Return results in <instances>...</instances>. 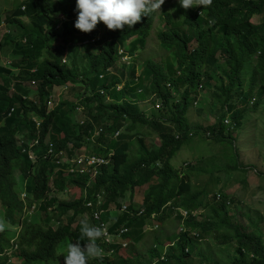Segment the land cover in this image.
I'll list each match as a JSON object with an SVG mask.
<instances>
[{
    "label": "trees",
    "instance_id": "1",
    "mask_svg": "<svg viewBox=\"0 0 264 264\" xmlns=\"http://www.w3.org/2000/svg\"><path fill=\"white\" fill-rule=\"evenodd\" d=\"M0 4V26L5 23L14 28L0 39V206L9 227L18 233V252L14 259L19 260V263L10 261L7 253L14 249L15 244L5 229L0 232V264L64 263V258L58 253L66 243L81 238L79 228H72L71 223L87 210L84 203L89 199L96 201L99 193L104 196L106 205L119 203L120 199L127 198L126 190L131 191L132 202L128 211L124 209L117 218L113 229L128 224L127 238L142 237L144 226L154 227L171 216L182 218L185 228L178 237L179 255L171 263L169 260L157 262L160 252L150 250L149 260L155 264H190L188 257L197 247L195 236L203 238L209 235L225 243L209 264H264L261 224L258 219H253L250 212L240 214L235 211L231 215L229 205L243 201L229 198L230 193H235L238 188L227 189L228 185L234 184L236 177L233 176L236 174H252L260 184L264 181V170H259L255 164H243L239 147L235 145V133L243 129L247 115L250 117V112L264 113V107L260 110L264 105V0H213L210 7H199L203 9V16L195 7L185 10L181 5L175 10L179 17L165 11L162 16L164 27L157 36L160 45L168 52L165 57L167 63L147 58L149 60L145 61L139 75L138 65L133 63L125 65L124 70H117L118 74L105 76L103 74L108 69L116 66L117 49L120 50L130 40L129 45L133 48L130 51L136 53L135 48L145 43L144 39L154 30L158 12L142 15L131 28L125 25L123 29L113 31L99 23L93 36L101 32L102 37L96 38L94 48H89L76 46L77 41L84 38L77 37L82 36L81 32H72L70 25H65L62 33L54 29L60 13L78 15L76 0H4ZM22 6L26 7L25 11ZM256 13L262 15L259 24L250 20ZM23 15L29 17V24L21 21L20 16ZM210 20L215 22L209 24ZM194 41L196 45H193ZM71 46L82 47L79 50H84L83 57L74 50L75 55L63 62L62 55L65 49L70 51ZM1 48H12L11 52L19 56L14 64L18 68L17 75L2 64ZM221 58L224 63L218 65ZM85 61L89 67L81 69ZM87 80L91 81L93 91L98 85L108 89L106 94L98 90L88 97L86 111L91 120L82 124L73 122L77 106L65 100L48 110L47 100L55 85L69 84L77 88L82 84L88 87ZM212 80L217 82L213 93H216L213 97L215 108L217 102L221 104L215 123L204 126L190 122L189 109L197 102L201 90L211 86ZM31 81L36 82L39 101L28 99L29 88L25 84ZM12 82L16 89L11 94L9 85ZM142 82L149 85L145 87ZM118 85L125 88L118 91ZM112 86L114 89L110 90ZM136 88L143 89L142 98L152 94L156 100L164 101L160 108L163 115L160 111L148 115L135 103L117 105L105 102L109 95L123 98L127 90L135 96ZM91 101L97 102L96 108L90 106ZM95 109L97 113L94 114ZM198 109L199 115L205 111L201 107ZM35 116L42 119L40 136ZM123 117L130 122L129 129L122 131L125 125ZM49 129L56 150L68 152L72 151L69 144L80 149L95 130L100 131L93 152L100 155L112 152L118 160L111 157L113 164L101 167L90 188V173L75 172L66 176L63 167L57 171L53 181L51 177L59 165L55 162V150L49 153L50 147L43 145ZM147 129L150 130L148 136L145 135ZM118 131L123 133L115 136ZM130 131L136 133L131 138ZM21 135L24 139L20 142ZM153 135L159 137V143L148 141ZM196 138L222 145L223 155H210L207 147H200L212 142L197 143V147H192V154L202 151L201 161L177 168L173 160L185 155L184 149L192 146ZM30 142H38L39 145L33 148L34 161L29 157ZM46 154L48 157L44 158ZM202 154H208V157ZM205 161L208 164L202 165ZM261 163L264 166L263 153ZM241 183L246 187L250 181L242 178ZM78 185L84 194L70 206L77 216L61 221L56 229L52 228L53 216L49 209L54 213L58 208L61 215L71 209L68 205L58 204L55 194ZM144 185L147 189L142 202H138L135 188ZM218 185L223 186L219 188ZM243 187L239 189L240 193L246 191ZM21 189L27 191L28 202L21 198ZM204 206L198 215L193 213L192 210ZM32 208L33 216L28 213ZM181 208L187 212L186 217L180 212ZM60 218L58 215L57 219ZM245 219L247 224H243ZM80 243L83 246L86 241L81 240ZM160 244L165 246L163 241ZM110 247L115 250L121 245L115 243ZM227 248L236 253L225 255ZM90 264L146 263L135 253L132 261L104 258L102 261L92 260Z\"/></svg>",
    "mask_w": 264,
    "mask_h": 264
},
{
    "label": "rangeland",
    "instance_id": "2",
    "mask_svg": "<svg viewBox=\"0 0 264 264\" xmlns=\"http://www.w3.org/2000/svg\"><path fill=\"white\" fill-rule=\"evenodd\" d=\"M4 0H0V2H2ZM11 1V0H10ZM56 1H60V0H56ZM1 5V4H0ZM180 3L179 0H165V3L161 6V12H158V17L156 18V23L154 24V32L152 31L148 37H146L144 39V44L143 45H139L138 48H135L136 53L138 54V58H136V54H134L133 52H130V49L132 50L133 48H131L132 46L129 45V41L126 43V45L124 46L125 48L122 50V52H120V50L117 49L116 51V61L121 62V63H116L115 68H113L114 71L117 70H124L126 69L125 65L130 64V61L133 60L134 63H136L138 65L137 67V74H141V63H143L147 58H151L155 61H161V60H165L166 55L168 54V52L163 49V47L159 44V40H158V36H157V29L158 31L164 27L163 26V12L165 11H170L173 16L175 17H179V13H176V6L179 7ZM200 6H196V9H200ZM174 11H171L173 10ZM203 10V9H202ZM246 10H244L243 12H245ZM5 12V11H3ZM203 14V11H202ZM63 17V14L60 13V18ZM262 15L259 13H256L254 15H252L250 17L251 22H253L254 24H258L260 19H261ZM13 27H11L10 25H6L5 23L1 24L0 26V38H2L6 33H9L11 31H13ZM97 30V29H96ZM57 45H61V44H57ZM95 43L92 42L90 44L84 45L82 47H89V48H94ZM193 45H196V42H193ZM192 45V46H193ZM79 46V45H76ZM76 46H71L69 47L70 51H66L65 49V53L62 55V59L63 62H65L67 59V57H71L73 55H75V53L73 52L74 50L78 52L79 57H83V53L82 50L80 52L79 48L82 47H76ZM129 46V48H128ZM59 48V47H58ZM12 48H2V64H6V66L10 69L13 70L14 74L17 75L18 74V68H16V66L14 65L16 61H18L19 56L16 55L15 53L11 52ZM91 50V49H89ZM92 51V50H91ZM132 55L133 58L129 55ZM47 55V53H46ZM221 56V54H218ZM149 60V59H148ZM165 63H167L165 61ZM224 63V59L221 58V60L219 59V62L217 63L218 65H221ZM89 67V63L87 61L84 62V64L82 65L81 69L85 68V67ZM16 68V70H15ZM137 80H140V78L138 76ZM245 78L248 79V76H245ZM205 80V79H204ZM88 81V87H86L85 85L79 84L77 86V88H72L71 85L69 84H64V85H60L61 88L58 87V85H55L53 88L52 93L49 96V99L47 100V106H48V110L51 111L53 108H55L56 106H58L62 101H68L70 103H74L77 107L73 116V122L78 123V124H82L84 123L86 120H91V116H88V111H86L87 108V104L88 103V97L92 96L94 94V92L98 91L99 89V85L97 86V88L93 91V85L91 84V81ZM142 81V80H141ZM143 83V82H142ZM28 84V85H27ZM144 84V83H143ZM27 86V88H29L28 94L29 97L28 99L31 101H34V99L37 97L36 96V88H33L30 83L26 82L25 84ZM149 84H144L145 87ZM216 85L217 82L215 80L211 81V86L207 87L204 90H201L200 94L197 96V102L194 103L193 106H191V108L189 109V117H190V122H194L197 124H202L204 126L207 125H212L215 123V116L218 114V110H220V103L217 102V107L215 108V102L213 101V97L215 96V94H213L216 91ZM10 87V93L12 94L16 87L14 86V82H12V84L9 85ZM87 88V93H86V89ZM111 89H114L113 87H110ZM125 86L123 85H118L117 86V90H122L124 89ZM126 90V89H125ZM129 91V90H127ZM124 91V97H113V96H106V101L107 103H116L117 105H122L123 103H135V105H139L141 106L143 112L147 113L148 115H152L154 111L155 114L158 113L160 111V108L162 106H164V101L161 100H156V96L150 94L147 98H142L143 95L141 96V94H143V89L141 88H136L135 93L136 95L133 96L131 95L129 92ZM61 92V93H60ZM101 92V91H100ZM101 94H105L103 92H101ZM154 100V101H153ZM90 106H94L96 108L97 102L96 101H91L89 102ZM252 105V104H251ZM198 107L200 108H204L205 111L202 113V115H199V113H197ZM264 107V105L262 104L260 107V110H262V108ZM98 108V107H97ZM98 110V109H97ZM258 112V111H257ZM97 113L96 109L94 110V114ZM161 115H163V112L160 111ZM250 117L247 115L246 119H245V123H244V127L243 129H239V131H237L235 133L236 136V141H235V145H237L239 147V152L241 153V161L243 162V164L247 165V164H255L257 165V167L259 168V170H264V166L261 163V154L263 153L264 155V113H262V115H258L256 112H250ZM34 121L37 123V134L38 136H40V130H39V123L42 121L41 118L38 117H34ZM125 122V125L121 128V130H127L129 128H127L128 124H129V119H127V117H123V120ZM226 123L228 124V121L226 120ZM140 130V129H139ZM143 130V129H142ZM122 131H118L115 133V136H120ZM99 132L95 130V132H93V134L88 138L89 140L86 142V144L80 148V149H75L72 147V144H69V148L72 149V151L68 152L65 149H61L59 151L56 150V148L54 147V143L51 139V130H48V133L46 134L45 138L43 139V145L47 146V147H51L52 146V150H55L54 152H56V154L60 155L61 157H63V167L64 169L68 170L71 165H72V160L76 159V155L79 154V152L83 153V154H87L90 152H93V147L94 144L96 143V138L99 136ZM146 134L148 136V132H150L149 129L145 130ZM123 133V132H122ZM144 133V132H143ZM130 138L136 134L130 131ZM21 141H23L24 139V135L20 136ZM148 141H150V143L152 142H158L159 143V137H157V135H153L152 137H149ZM85 142V141H84ZM192 146H188L187 149H184V152L186 153L185 155H181L179 157H176L173 160V164L177 167V168H181L182 166H185L187 163L190 162H199L201 161V154L200 152L202 151H198L197 154L193 155V150L192 147L196 146L197 143H201L203 142V144H207L208 142H212L209 139H199L196 138L195 141L193 139L192 141ZM37 142H30V144H35ZM39 145H36V147H38ZM197 147V146H196ZM200 147H207V149H209L210 155L211 154H216L217 156H220L224 151H223V146L220 144H215L214 142H212L210 145H205V146H200ZM206 153V152H203ZM261 153V154H260ZM108 155H110L112 158H115V155H113L112 152H110ZM205 157H208V154H202ZM223 155V154H222ZM82 157H84L83 155H81ZM34 157V155H33ZM81 157V158H82ZM101 158H103L104 156L101 155ZM33 159V158H32ZM118 160V159H116ZM121 161H123V158L121 159ZM113 164V160L112 162L109 164L111 165ZM208 163L205 161L202 163V165H207ZM74 166L76 167L75 170L73 172H68L66 174V176H70L71 173H75L76 171L79 172H84L86 171L85 167L86 165L83 166H78L76 164H74ZM57 171L60 170H54V174L53 176H57ZM99 172L93 170L90 173L89 176V180H88V187L91 186L94 183V179H96L95 176L98 175ZM83 175V174H82ZM216 175V174H215ZM86 176V175H85ZM217 176V175H216ZM246 176V177H245ZM17 180L19 179L18 173L16 174ZM233 177H236V179H234V184L232 183V185H228L227 189H234V188H238L237 190H235V193L231 192L229 195V198H239L241 199L243 202L239 203V204H231L229 205L230 210H231V215L237 211L240 214L242 212H250L252 214V217L254 220L259 221V223L261 224V228L263 229V234H264V181H262V184L259 183V181L257 182V177H255L252 174H236ZM209 178V176L207 177ZM242 178H246L250 181V183H248V185L246 187H243L242 183H241V179ZM21 181V180H20ZM20 185V183H19ZM223 185H218L217 187L222 188ZM262 186V187H260ZM246 188V191L243 193H240L241 191L239 189L241 188ZM21 188V185L19 187V189ZM90 188V187H89ZM147 189V185L144 186H138L135 188L136 193H135V198H138L137 201L138 202H142L143 199V195L145 190ZM84 191L83 189L80 188V185L78 186H69L68 188H65L64 190H62L61 192H58L55 194V200L57 201L58 204H62L64 207L66 205H68L69 207L76 201V199L80 198L81 196H83ZM125 194L127 195V198H123L120 199L119 203L117 202H111L109 203V208L110 210H108L107 212H103L101 214V216H99L101 218V222L104 225V229H105V238L102 240H99V243L101 247L103 246H111L114 245L115 242L113 240H120V238L116 237V238H112L110 235V228H112L116 222L115 219L120 217L123 213H124V209L128 211V207L130 206V203L132 202V193L129 190L125 191ZM27 191L21 189V198L25 201L28 202L27 200ZM99 198H103L104 196L99 193L98 194ZM67 206V207H68ZM206 206L204 207H199L197 209L192 210L194 214L198 215V213L202 212V210H204ZM71 208V207H70ZM1 206H0V218L1 220L4 221L6 228L8 229V232L12 235V239L11 240H18V233L16 232V229L14 228H10L9 224L7 223V221L4 219L3 213L1 212ZM180 212L183 214V216H187V212L185 211V209L181 208ZM49 213L51 214V217L53 216V219L51 221V227L56 229L58 228L59 224L61 221H66L67 218L70 217H75L77 216L74 209H70L69 211H67V214L61 215L60 211L57 209H54V213L51 212V210L49 209ZM34 211L31 212L30 215L33 216ZM60 215V219H57V216ZM105 216H112V218H105ZM240 216V215H239ZM235 220V218H234ZM126 224L128 222H125ZM92 224V223H91ZM124 224V223H122ZM130 224V223H129ZM243 224H247V220H243ZM78 225H80V223H78V221H72L71 226L72 228H76ZM94 225V224H92ZM185 227L182 224V218L181 219H177L174 216H171L169 218H166L164 220L163 223H159L158 225L154 226V227H146L144 226V231L141 236H136L134 238H132L131 240H125V239H121V241L117 242V244H120L121 247L119 249H115V256L114 259L118 260L120 258H125L126 260L129 259V261H132L135 259V253L138 254L139 256H141V259L145 261L146 264H155L152 260H149L148 254L149 251L151 250H157L160 252V258H158L157 262L159 260H164V261H170L169 263H171V261H174V257L179 255L178 253L180 252L179 248L181 246H179L180 244V240H179V234L180 232L184 229ZM124 230L127 231L124 227L118 228L117 230ZM196 233V230H194V234ZM194 234L191 235V238L194 237ZM138 235V234H136ZM263 240H264V235L262 236ZM171 239H173L171 241ZM161 240V241H160ZM163 241V243H165V246H161V242ZM195 241L197 242V247L193 250L194 253L191 254L190 257H188V259L190 260V264H209L212 263L213 258L215 256V254L217 253V251L223 247V244H225L222 240L217 239V237L213 236V235H209L207 237H203V238H199L197 236H195ZM73 242H76L75 240H73ZM160 242V243H159ZM223 242V243H222ZM159 246H161L162 248H159ZM221 246V247H220ZM18 251H16L15 253H13L11 256L12 258H10V261L12 263H19L18 259H14V255L17 253ZM225 255L227 253H231L235 254L236 251L234 252L232 248H227L224 250ZM173 253V254H172ZM169 254V255H168ZM61 256L64 258L63 254H61ZM208 259H210L209 261H207ZM64 260V259H63ZM156 260V259H155ZM60 264H64L62 261H60Z\"/></svg>",
    "mask_w": 264,
    "mask_h": 264
},
{
    "label": "clouds",
    "instance_id": "3",
    "mask_svg": "<svg viewBox=\"0 0 264 264\" xmlns=\"http://www.w3.org/2000/svg\"><path fill=\"white\" fill-rule=\"evenodd\" d=\"M164 3L165 0H76V10L78 15H68V16L63 15L62 18H60V15H57V22L54 26V29L56 32L62 33L64 26L70 25L72 32H78V31L81 32L82 36H77V37L84 38L82 41L81 40L77 41V45H86L95 42L96 38L98 39L102 37L103 33L101 32L98 33L97 36H93L94 32L96 31L95 27L100 26L99 23L102 22L107 26L109 30H113V31L117 29H123L125 25L131 28L141 20L142 15L147 16L157 11L161 12V6ZM179 3L181 7L185 10H188L189 8L196 6H202L204 9L210 7L213 3V0H179ZM25 9L26 7L22 6V10L25 11ZM195 10L199 13V15L203 16L202 9L195 8ZM171 11H174V9ZM70 18H73V21L70 20ZM20 19L25 24L30 23V19L27 15L20 16ZM214 22H215L214 20H210L209 24H212ZM72 36L74 37L73 34ZM89 37L91 39H89ZM124 48L125 47L120 48V52H122ZM134 54H136V58H138V54L137 53ZM130 56L133 58L132 55ZM147 60L148 59H146L145 61ZM145 61L141 63V67H143ZM161 61L165 63L166 60H161ZM117 63H121V62L117 61ZM133 63L134 61L131 60L130 64ZM113 68L115 67L108 69L106 73L103 74V76L108 74H115V73L118 74V71H114ZM30 84L33 88L36 87L35 81H31ZM58 87L61 88L60 85H58ZM98 90L106 94V90L108 89H103L99 87ZM34 101H39L38 97H36ZM19 140L21 142L20 136H19ZM35 145H38V142L35 144H30L29 146L30 149L29 157L33 161L35 160V151L33 149ZM51 148L52 147H50L49 149V153L53 152ZM53 154L57 157L55 162H57V164L59 165L55 170H60L63 167V157L55 153ZM108 154L103 155L104 157L101 158L100 157L101 155L97 154L96 152H90L87 154H83L79 152V154L76 155V159L72 160L71 167L68 170L65 169L64 172L66 174L68 172H73L76 168L74 164H76L78 166L86 165L85 167L86 171L80 173H91L93 170L100 173V169L102 166L109 165L112 162V158ZM81 155H83L84 157H82ZM47 157L48 154L44 156V158ZM97 158H99L100 161L91 162L92 159H97ZM77 172L79 171H76V173ZM51 178L54 181L55 176H52ZM84 204L87 210L84 213L79 214L75 219V221L77 220L78 223H80V225H78L77 227L80 230L81 238L76 240V242L71 241L66 243L64 249L60 253H58V256L63 254L64 264H90V261L92 260L102 261L104 258L114 260V256L116 255L115 250L111 248L110 245L101 247L100 244H98L99 240L105 238V229L103 227L104 225L102 224L101 218L99 216H101L103 212H107L108 210H110L109 204L106 205V202L103 201V198H99V197L97 198L96 201H94L93 199H89ZM31 212H33V208L28 211V213L30 214ZM105 218L107 219L112 218V216L110 217L105 216ZM116 220L117 218L115 219V222H117ZM91 223L94 225H92ZM113 227L110 228V232H109L111 237L120 238V240H113L115 243L121 241V239L131 240L127 238V235L129 234V230H130L129 228L130 226L128 224L124 226V228L127 231H124L123 229L117 230V227L113 229ZM5 228L6 225L4 221L0 220V232H3ZM81 240L86 241V243L83 246L80 243ZM11 242L15 245H14V249H12L7 253L10 256V258H12L11 255L18 250V246L16 244L18 241L11 240Z\"/></svg>",
    "mask_w": 264,
    "mask_h": 264
},
{
    "label": "built area",
    "instance_id": "4",
    "mask_svg": "<svg viewBox=\"0 0 264 264\" xmlns=\"http://www.w3.org/2000/svg\"><path fill=\"white\" fill-rule=\"evenodd\" d=\"M96 161H100V159L97 158V159H92V160H91V162H96Z\"/></svg>",
    "mask_w": 264,
    "mask_h": 264
},
{
    "label": "crops",
    "instance_id": "5",
    "mask_svg": "<svg viewBox=\"0 0 264 264\" xmlns=\"http://www.w3.org/2000/svg\"><path fill=\"white\" fill-rule=\"evenodd\" d=\"M1 39V38H0ZM2 49V48H1ZM1 57H2V51H1ZM3 60V59H2Z\"/></svg>",
    "mask_w": 264,
    "mask_h": 264
}]
</instances>
